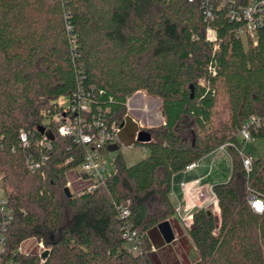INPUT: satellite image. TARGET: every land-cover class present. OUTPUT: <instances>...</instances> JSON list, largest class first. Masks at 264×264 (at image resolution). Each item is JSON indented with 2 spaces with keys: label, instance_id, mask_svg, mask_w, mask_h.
<instances>
[{
  "label": "trees",
  "instance_id": "16d2710c",
  "mask_svg": "<svg viewBox=\"0 0 264 264\" xmlns=\"http://www.w3.org/2000/svg\"><path fill=\"white\" fill-rule=\"evenodd\" d=\"M232 1L250 0H0V174L11 210L2 264H153L158 225L176 213L173 176L225 143L231 175L213 185L220 218L206 207L193 213L192 264H264V218L247 202V186L264 194V156H251L247 172L237 135L248 117L264 115V33L256 42L237 35ZM208 25L217 29L216 49ZM80 87L92 92V113L120 124L128 99L144 90L161 100L164 122L146 128L150 142L135 141L144 158L128 165L119 154L116 174L68 197L67 174L83 163L84 147L61 136L53 117L65 110L59 99L72 100ZM44 135L49 150L37 144ZM252 135L264 138V128ZM43 154L31 173L26 158ZM121 205L144 237L142 255L127 248ZM30 238L48 254L21 251Z\"/></svg>",
  "mask_w": 264,
  "mask_h": 264
},
{
  "label": "built area",
  "instance_id": "2783aa9c",
  "mask_svg": "<svg viewBox=\"0 0 264 264\" xmlns=\"http://www.w3.org/2000/svg\"><path fill=\"white\" fill-rule=\"evenodd\" d=\"M228 15L232 20L241 22L236 29L237 35L256 42L260 32L264 33V0H250L247 4H236L232 1ZM207 16L212 17V12L208 11ZM206 40L214 45V49L218 47V34L214 26H207ZM209 69L212 74H216L212 63ZM91 93V91L80 87L73 95L72 100H70V105L65 107L64 112L53 117L54 121L59 122L57 129L61 136L69 137L73 142L84 147V161L80 165L82 169L75 173L77 180L84 183L80 194L93 192L106 179L116 174L115 166H108L105 154L110 151V145L116 144L118 148L120 147L121 133L125 126L124 122L120 124L115 119L109 120L106 115L92 113ZM263 128L264 115L253 114L238 128L237 135L240 141L242 140V143L255 141V137L252 135L253 130L258 131ZM20 138L24 146L29 145V140L25 132H22ZM37 144L46 150L52 147L51 140L47 135H44ZM228 145V143L222 144L215 151L224 150L228 153ZM144 149L147 151L146 148ZM238 152L245 170L249 172L252 165L251 155L245 152L244 145L238 149ZM47 157L44 154L40 155V159L36 156L35 158L28 156L25 160L27 168L31 173L37 172ZM199 161L189 163L184 170L194 169L198 166ZM67 186L69 188L73 187L69 179ZM183 190L186 196L192 198L194 205L199 208L206 207L211 209V207L213 208V206L218 205L213 185H203L200 179L183 183ZM247 190V202L250 208L264 218V194L257 193L250 186H247ZM0 206L5 215L3 222L0 223V264H2L1 253L4 251L6 240L4 230L6 224L11 219V210L8 207V191L2 174H0ZM176 212L179 213V208L176 209ZM129 215L130 209L128 205L117 207V216L122 222L123 236L127 240V248L133 254L142 255L144 252V237L132 227V223L129 221ZM192 217L193 215H185L183 216V221L186 224H190L192 223ZM40 245L44 247L43 242ZM7 264L16 263L10 261Z\"/></svg>",
  "mask_w": 264,
  "mask_h": 264
},
{
  "label": "rangeland",
  "instance_id": "374dc122",
  "mask_svg": "<svg viewBox=\"0 0 264 264\" xmlns=\"http://www.w3.org/2000/svg\"><path fill=\"white\" fill-rule=\"evenodd\" d=\"M223 102V99L219 97L217 110L220 111L223 118H226V114L223 110ZM59 103L64 107H68L70 105L69 96H62L59 99ZM129 103V107L130 105L133 106V108L136 110V113L139 112L142 114L141 119L146 121L144 124L145 126L151 127L150 124L155 126L162 124L163 116L161 115L160 109L161 100L158 97L153 98L152 96L148 95L146 91L141 90L139 93L134 95V98ZM148 110L150 111L147 112ZM141 119L131 110L128 111V119L121 133L120 147L116 151H109L105 154V159L108 166H115V159L119 154L128 165L136 163L147 155V151H145L144 147L135 143L137 132H134V130L136 127L142 128L139 126ZM243 145L245 152L249 153L252 157L264 156V138H256L255 141H249L243 143ZM203 163L207 168L206 172H208L209 168L212 166V171L208 177L203 179V185H213L216 182H225L229 179L231 175V158L226 151L219 150L208 154L205 156ZM81 169L82 168L80 166L69 171L67 174V179L71 181L73 186L70 188V190L76 194H80L84 187V183L79 182L77 180V175H75V173L79 172ZM211 209L213 208L211 207ZM41 242L42 241L37 238H30L21 244L20 249L25 253L38 254L43 251H47L48 249L45 247L44 243V247L40 245Z\"/></svg>",
  "mask_w": 264,
  "mask_h": 264
},
{
  "label": "crops",
  "instance_id": "0c3cea01",
  "mask_svg": "<svg viewBox=\"0 0 264 264\" xmlns=\"http://www.w3.org/2000/svg\"><path fill=\"white\" fill-rule=\"evenodd\" d=\"M129 104L130 103L127 102L128 107ZM129 110L136 114L140 119L142 118V114L139 112V114L136 113V110L133 108V106L130 105L128 111ZM145 122L146 121L144 119H141L139 126L142 127ZM162 122H164V118H162ZM204 158L205 157L200 159L198 166L194 169L182 170L173 176L170 195L174 205L176 206V209L179 208V213L176 212L169 221L173 228L175 238L172 242L167 243L158 228L159 232L155 233L154 241H151L152 249L149 252L153 264H192L199 259V253L188 232L192 223L186 224L183 221V216H192L199 207L194 205V200H192V198L186 196L183 190V183L200 179L201 184H203V179L208 177L212 171L211 166L209 171L206 172L207 168L203 163ZM212 210L215 215L220 218L219 206H213ZM148 237L151 240L150 235Z\"/></svg>",
  "mask_w": 264,
  "mask_h": 264
},
{
  "label": "water",
  "instance_id": "95a60500",
  "mask_svg": "<svg viewBox=\"0 0 264 264\" xmlns=\"http://www.w3.org/2000/svg\"><path fill=\"white\" fill-rule=\"evenodd\" d=\"M139 92L140 91H137L135 94H137ZM134 95H132L130 97L128 102H130L134 98ZM150 126L154 127L155 125L151 124ZM146 128H147V126L142 125V128L137 131L136 141H139L141 143H148L151 141V139H152L151 133ZM109 150L110 151L118 150V145H116V144L110 145ZM64 191L68 197H70L72 195V192L68 186L65 187ZM158 228H159L161 234L163 235V237L167 243H170L174 240L175 234H174L173 228H172L169 220H165V221L159 223ZM47 254H48V251H45L43 256H46Z\"/></svg>",
  "mask_w": 264,
  "mask_h": 264
},
{
  "label": "bare ground",
  "instance_id": "6f19581e",
  "mask_svg": "<svg viewBox=\"0 0 264 264\" xmlns=\"http://www.w3.org/2000/svg\"><path fill=\"white\" fill-rule=\"evenodd\" d=\"M150 110H148L147 112H149Z\"/></svg>",
  "mask_w": 264,
  "mask_h": 264
}]
</instances>
